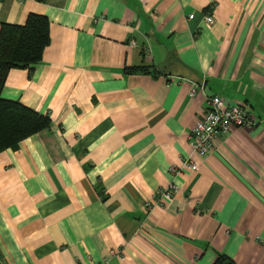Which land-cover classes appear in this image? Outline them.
<instances>
[{
	"label": "crops",
	"instance_id": "crops-1",
	"mask_svg": "<svg viewBox=\"0 0 264 264\" xmlns=\"http://www.w3.org/2000/svg\"><path fill=\"white\" fill-rule=\"evenodd\" d=\"M30 15L50 46L2 97L52 128L0 155V264H264V0H0ZM211 97L254 126L192 172Z\"/></svg>",
	"mask_w": 264,
	"mask_h": 264
},
{
	"label": "trees",
	"instance_id": "trees-1",
	"mask_svg": "<svg viewBox=\"0 0 264 264\" xmlns=\"http://www.w3.org/2000/svg\"><path fill=\"white\" fill-rule=\"evenodd\" d=\"M50 43V21L46 17L30 15L24 26H1L0 155L9 150L16 151L24 141L52 128L49 117L2 97L9 73L12 70H32L39 65ZM126 73L156 76L152 68L146 67L126 70ZM218 264L231 263L222 258Z\"/></svg>",
	"mask_w": 264,
	"mask_h": 264
},
{
	"label": "built area",
	"instance_id": "built-area-1",
	"mask_svg": "<svg viewBox=\"0 0 264 264\" xmlns=\"http://www.w3.org/2000/svg\"><path fill=\"white\" fill-rule=\"evenodd\" d=\"M207 24H212V17L206 18ZM196 91H193V95ZM254 123L242 105L230 106L219 97L207 99V107L204 115L197 120L191 131L189 140L192 148L191 156L185 160L184 167L192 172H197L198 163L196 159H205L215 151L216 142L223 136H227L234 130L249 129ZM174 197L173 188L159 191L156 203L163 205ZM147 210L152 206L147 204Z\"/></svg>",
	"mask_w": 264,
	"mask_h": 264
}]
</instances>
